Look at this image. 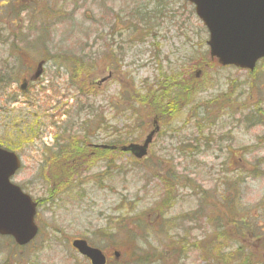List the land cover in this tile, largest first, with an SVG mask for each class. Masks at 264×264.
Masks as SVG:
<instances>
[{
  "label": "rangeland",
  "instance_id": "obj_1",
  "mask_svg": "<svg viewBox=\"0 0 264 264\" xmlns=\"http://www.w3.org/2000/svg\"><path fill=\"white\" fill-rule=\"evenodd\" d=\"M25 2L22 11L47 5L37 0ZM33 2L38 8H33ZM48 6L54 15L49 37L42 42L45 49L31 44L36 38L35 26L26 20V12L21 11L15 26H0L2 38L8 35L11 42L7 48L11 54L0 47V62L16 54L14 62L8 61L16 68L10 75L20 74L18 84L28 82L24 95L13 83L7 90L17 102H0V139L14 146L0 147L13 150L21 159L13 182L37 202L40 229L35 241L24 248L0 238V264H87L71 248L75 239L101 249L110 259L108 264H134L137 256L145 261L136 264H205L201 254L198 263L196 249L206 248L213 230H228V241L233 239L252 253L263 250L264 65L245 72L221 69L213 63L206 45L208 33L193 6L184 0H50ZM141 18L149 36L146 32L129 43L133 21ZM0 22L4 23L2 17ZM19 35L30 44L23 53L12 51ZM18 44L20 50L24 43ZM107 46L114 57L90 65ZM57 55L63 59L88 57V80L94 86L109 73L112 78L86 102L61 88L66 86L67 73L63 68L56 70L58 64L53 60L43 63L42 75L33 81L37 65ZM199 59L210 60L212 66L204 63V69H199ZM189 68L191 75L198 73L205 83L197 84L200 89L191 102L184 96L181 104L185 107L177 119L161 118V135L154 137L144 159L137 161L125 152L108 157L105 150L104 156L92 161L84 157L72 163L71 170L61 168L59 162L45 165L49 151L45 156L42 152L49 149L54 136L64 139L61 123L85 103L88 112L82 110L73 121H89L101 109L103 128L108 127L107 131L97 128L94 144L109 140V126L123 133L131 129L138 138L135 143H141L151 129L147 115L152 111L137 106L145 104V89L155 90L162 75L177 76L180 82ZM55 73L59 77L53 82L54 92L39 93ZM81 94L87 95L86 90ZM118 101L140 110L141 130L127 115L114 112L111 104ZM202 112L200 137L192 116ZM81 128L76 125L72 131L76 134ZM29 135L35 138L29 140ZM59 168L63 172L57 176ZM49 174L59 181H51ZM168 177H178L179 182L171 201L166 200L164 186ZM184 184L189 186L186 191ZM129 224L136 227L123 230ZM114 252L119 254L117 258H113Z\"/></svg>",
  "mask_w": 264,
  "mask_h": 264
},
{
  "label": "trees",
  "instance_id": "obj_2",
  "mask_svg": "<svg viewBox=\"0 0 264 264\" xmlns=\"http://www.w3.org/2000/svg\"><path fill=\"white\" fill-rule=\"evenodd\" d=\"M1 1L2 0H0V8H1L0 17L4 19V23L0 22V26H9V25L15 26V23L16 21L18 22L17 19L19 18L21 13L26 12L28 15L26 20L28 21V23H33V26H35V28H33V31L35 32L34 34H36V38L34 41L31 42V44L35 46L38 43V46L40 48L45 49V45L44 43H42L43 39L45 37L46 39H48L49 35L47 34V31L51 26H53L52 16L54 15V12H52L51 8L48 6V3L50 2V0H37L38 2L42 1L44 2V4L46 3L47 5L37 9L36 11H32V10L22 11L24 9V6L22 5L26 4L25 0H3V3ZM34 7L38 8V6L35 5L33 2V8ZM7 13H12V16H9ZM140 20H143V19L141 18V19H137L133 21V29H132L133 31L131 30L128 33L129 43H131L132 40L139 39L140 35H143L149 31V28L146 27V23L144 21L139 22ZM137 24L139 26H142V29L138 30ZM55 25L56 24H54V26ZM149 33L150 32L146 34V37L149 36ZM7 36L8 35H5L4 38H2V31L0 28V47L6 48L5 52L7 54L8 52L9 54H11V52L7 49L9 47V44L11 43V42H8ZM19 38H21L20 35L18 36V38L15 37L14 43L16 44V46L14 50L12 51H15V52L18 51L19 53H23L24 46L26 47L27 45H30V44L26 43V39H23L22 41ZM18 43H24V45L21 44L22 46L20 47L22 48L20 50L18 49V46H19ZM116 55L120 56L121 52H117ZM15 56L16 54H12V58H11V56L7 55L5 57L6 59L0 62V102L2 104L9 105L10 103H13L14 101H16V97L10 94H7V90L11 88L12 83L18 84V80H16V76L18 77L20 75V74H16L15 76L10 75L13 71L16 70V68L12 69L13 66H11L8 61L14 62ZM108 56H111L112 58L114 57V54L111 51L109 46L106 47V51L103 54H101V57L91 59L92 61H90L89 64L91 65L92 62L95 63L99 59H101L103 63L104 59L107 58ZM88 59H89L88 57L86 58L70 57V58L63 59V57L57 55V56L47 57L43 60V62L47 63L48 61L53 60L55 65L58 64L59 66L58 67L56 65V70H59L60 68L65 69V72L67 73L66 86H62L61 88H63L66 92L73 91L77 93L78 96L82 99H85V102H86V100H88L86 98L94 99L98 95L97 86H94L88 80V77H89L88 66H87ZM198 62H199L198 64L199 69H204V65H205L204 63H207L205 67H207L208 65L212 66V62H210V60L204 62L203 59H199ZM193 63L197 65L196 61H194ZM213 63L216 64L215 61ZM259 64L264 65V61H261ZM19 67H22V65L20 64ZM86 75H88L87 78H85ZM173 76L174 75H162L158 79L157 85L155 86V90L145 89V92L147 94L146 99H145V104L144 105L138 104L137 106L140 108H142V106L145 108L148 107V109L152 111L150 115H147V119L150 117L151 119L156 118V120L159 123L162 117H167L168 119L174 121L175 119L178 118L177 115L185 107V103L183 105L181 104L183 100H185L184 96L186 95L188 99L187 101L191 102L196 96L198 90L200 89V87H198L197 84L199 83L200 85H203L205 83L204 79L202 78L198 79L193 74L191 75V68H189L187 71L184 72L180 82H178L177 76H174V77ZM183 76L184 77L186 76L187 79L183 80L184 78ZM58 77H57V74L55 73L51 77V79L48 80L46 86H44L43 88H39V93L41 92L45 93L47 91H50L53 93L54 92L53 82L56 81ZM59 87L60 86H58V88ZM83 90H86L87 95L81 94ZM122 101H118L117 103H112L111 108L114 110L115 113L127 115L131 123H136V125L138 124V130H141L142 125L141 124L139 125V123L141 122L140 112H139L140 110H136L134 108L135 107L134 104H129L126 102V105H124L122 104ZM87 109L88 108L85 103V105H83L82 107L77 108V110L75 111V115H70L67 112L68 115H66L67 116L66 121L61 123L62 130L60 134L64 135V139L62 141H59L58 140L59 135L54 136L52 145L49 147V149H45L42 152V155L45 156L47 151H49V154L45 156L46 157L45 165L51 164L52 166V164L59 162L60 165L64 166V167L60 166L61 168H64L65 170H71L72 163H77L81 158L83 159L84 157H87L89 158V161H92V159H95L102 155L104 156V154H106L105 151H103L102 149L90 147L91 145H93L92 143H94L92 142V140L96 137L97 128L102 129L101 131H104V129H106V131L108 130V127L103 128L104 118H103V112L101 111V109L96 115H91V117L88 118L89 121H87L86 119H81V123L79 124H78V121L74 122L80 118L82 110H84L85 112H88ZM160 110H161V114H159ZM219 111H221V109ZM206 113H208V110ZM200 114H201V117H200ZM200 114H195L194 116H192L193 117L192 119L193 121L195 120L194 125H197L198 127L195 129V132L198 129L197 134L200 135L201 137L203 132L198 126L200 122L198 118L203 117V112ZM63 115L65 116V114ZM202 122H205V120H202ZM51 125L54 126L55 123L52 122ZM76 125L81 126L82 131L76 132L75 134L73 133L72 130ZM5 126H8V125H5ZM12 127H14V125H12ZM109 127L112 129L111 136H109V140H104L105 145L114 146L118 149L122 146L128 145L130 143H135L138 141V138L132 135L131 129H128L126 133H123L117 130L115 127H111V126ZM33 138L35 137L32 135H29V140H33ZM0 144L5 145L6 147H10V148L14 147L9 140L2 139V138L0 139ZM18 144H20V142ZM180 144L185 145L183 142H180L179 145ZM203 146H204L203 144H200V147H203ZM192 148H196V147H192ZM117 152L118 150L108 151L107 156L109 157ZM62 172L63 171H61L59 168V172L57 176L61 175ZM48 178L53 182L59 181V180H56V178L50 174ZM178 183H179L178 177L176 178L168 177L165 179L164 186L167 189V194H166L167 201L169 200L171 201V197H170L171 194L174 195V197L176 196L173 190L175 188H178V186L176 185ZM188 187L189 186H187V184H184L183 189L186 191L188 190ZM221 203H224V202L221 201ZM135 227L136 226L129 224L128 226H124L123 230H133V228ZM227 231L228 230H213L214 236L209 240L208 243H206V248L196 249V252H198L199 254V258H197L198 263L201 261V258H200V254H201L202 259L205 262V264H264V249L260 250L258 248L256 250L257 252L256 254L252 253L250 250H248V248L246 249V248L241 247L239 243L236 242L235 240L232 239V241H228L229 234ZM238 236L239 234L235 233V237H238ZM250 238L252 239L253 237H250ZM231 244L232 246H230ZM156 251L158 250L156 249ZM258 254H260V258H259V262H256L255 260H257L259 257ZM146 260L147 262H150V260H148L147 258ZM140 261H145L143 260V256H137L135 258L134 264Z\"/></svg>",
  "mask_w": 264,
  "mask_h": 264
},
{
  "label": "water",
  "instance_id": "obj_3",
  "mask_svg": "<svg viewBox=\"0 0 264 264\" xmlns=\"http://www.w3.org/2000/svg\"><path fill=\"white\" fill-rule=\"evenodd\" d=\"M184 1L194 6L195 15L207 29L209 56L220 67L253 71L256 63L264 59V0ZM41 66L35 77L40 75ZM156 131L154 128L141 145L129 144L120 148L121 152L143 158ZM19 166L15 154L0 149V235L11 236L18 246H24L37 233L33 222L36 204L10 183ZM72 247L91 264H105L101 251L85 241H73Z\"/></svg>",
  "mask_w": 264,
  "mask_h": 264
},
{
  "label": "flooded vegetation",
  "instance_id": "obj_4",
  "mask_svg": "<svg viewBox=\"0 0 264 264\" xmlns=\"http://www.w3.org/2000/svg\"><path fill=\"white\" fill-rule=\"evenodd\" d=\"M159 134H160V128H159L158 132L156 133V136L159 135Z\"/></svg>",
  "mask_w": 264,
  "mask_h": 264
}]
</instances>
